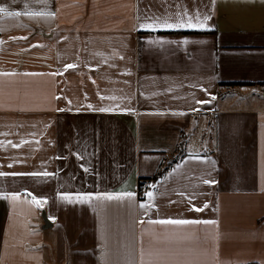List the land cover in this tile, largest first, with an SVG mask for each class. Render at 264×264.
<instances>
[{"label": "crops", "instance_id": "obj_1", "mask_svg": "<svg viewBox=\"0 0 264 264\" xmlns=\"http://www.w3.org/2000/svg\"><path fill=\"white\" fill-rule=\"evenodd\" d=\"M0 8V264H264V0Z\"/></svg>", "mask_w": 264, "mask_h": 264}, {"label": "snow or ice", "instance_id": "obj_2", "mask_svg": "<svg viewBox=\"0 0 264 264\" xmlns=\"http://www.w3.org/2000/svg\"><path fill=\"white\" fill-rule=\"evenodd\" d=\"M5 9L0 8V12H5ZM8 15H20V13H8ZM208 17H205L203 21L199 19V17H196L195 22H193V18L189 17L187 21L181 22L178 24H171L167 23L166 21L164 22V27L167 28H183V27H188V28H202L205 26L207 22ZM68 68L74 67L73 65H67ZM214 99V97H213ZM200 103H203V101H199ZM103 110V109H102ZM43 175L47 176L48 173H44ZM207 182V181H206ZM149 197L151 198V193L148 194ZM17 197L13 196L12 199L15 200ZM122 197H116L112 195H108L106 197H100V199H107V200H113V199H121ZM62 199H67L69 202H73L69 197H62ZM77 201L83 202L86 199H90V197H77ZM33 202L36 203L37 205H40L42 201L37 200L35 197H33ZM199 210V209H197ZM160 223H169V224H194V223H211L210 221H188V220H167V221H160Z\"/></svg>", "mask_w": 264, "mask_h": 264}, {"label": "built area", "instance_id": "obj_3", "mask_svg": "<svg viewBox=\"0 0 264 264\" xmlns=\"http://www.w3.org/2000/svg\"><path fill=\"white\" fill-rule=\"evenodd\" d=\"M157 184L155 178H140L138 181L137 193L140 198L144 197Z\"/></svg>", "mask_w": 264, "mask_h": 264}, {"label": "trees", "instance_id": "obj_4", "mask_svg": "<svg viewBox=\"0 0 264 264\" xmlns=\"http://www.w3.org/2000/svg\"><path fill=\"white\" fill-rule=\"evenodd\" d=\"M162 173L159 174V176H161ZM157 178V177H156Z\"/></svg>", "mask_w": 264, "mask_h": 264}]
</instances>
